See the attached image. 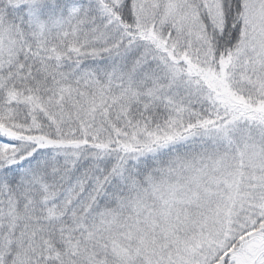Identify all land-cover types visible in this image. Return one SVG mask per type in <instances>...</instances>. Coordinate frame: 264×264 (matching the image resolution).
Wrapping results in <instances>:
<instances>
[{
  "label": "snow or ice",
  "instance_id": "snow-or-ice-1",
  "mask_svg": "<svg viewBox=\"0 0 264 264\" xmlns=\"http://www.w3.org/2000/svg\"><path fill=\"white\" fill-rule=\"evenodd\" d=\"M0 264H264V0H0Z\"/></svg>",
  "mask_w": 264,
  "mask_h": 264
}]
</instances>
